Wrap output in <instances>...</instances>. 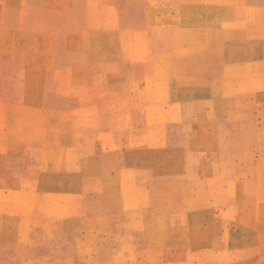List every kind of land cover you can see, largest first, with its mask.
Wrapping results in <instances>:
<instances>
[{
  "label": "rangeland",
  "instance_id": "374dc122",
  "mask_svg": "<svg viewBox=\"0 0 264 264\" xmlns=\"http://www.w3.org/2000/svg\"><path fill=\"white\" fill-rule=\"evenodd\" d=\"M189 13L0 0V264H264V28L193 83Z\"/></svg>",
  "mask_w": 264,
  "mask_h": 264
},
{
  "label": "crops",
  "instance_id": "0c3cea01",
  "mask_svg": "<svg viewBox=\"0 0 264 264\" xmlns=\"http://www.w3.org/2000/svg\"><path fill=\"white\" fill-rule=\"evenodd\" d=\"M187 3L190 5V17L186 18L187 21H193L194 15L204 20L207 26L204 27L202 24L206 28L203 33L209 39L206 47L202 42L195 44L191 41V48L194 46L191 50L195 52V55L189 60L190 77H210V79L222 77L220 80L193 79L189 82L235 83L236 81L229 79L231 72H226V69L245 66L246 51L256 53L262 50V46L256 41V36L258 35L257 30L264 28V0H187ZM209 9L222 11L220 22L215 17L209 18L203 15ZM249 12L251 15H248ZM194 26V24L191 25V31ZM260 58L261 55L254 56V63H260ZM219 60L221 61L219 62ZM179 66L187 68V60H182ZM187 100L194 103L191 98L183 101Z\"/></svg>",
  "mask_w": 264,
  "mask_h": 264
}]
</instances>
